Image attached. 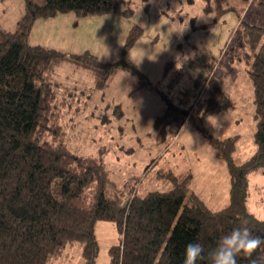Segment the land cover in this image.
I'll list each match as a JSON object with an SVG mask.
<instances>
[{"label": "trees", "instance_id": "trees-1", "mask_svg": "<svg viewBox=\"0 0 264 264\" xmlns=\"http://www.w3.org/2000/svg\"><path fill=\"white\" fill-rule=\"evenodd\" d=\"M121 0H24V13L13 31L0 27V264H53L77 243L78 264H96L95 224L109 220L120 234L109 247L112 264H183L189 243H201L205 259L218 240L247 220L254 236L264 238V219L247 209L249 183L264 178V10L242 19L232 36L231 58L244 60L254 93L255 151L236 164L237 136L209 142L230 175V199L222 209H210L191 190V174L160 173L167 190L126 193L111 179L96 155L71 150L63 124L72 109L69 92L52 80L67 58L52 46L29 41L37 19L73 14L76 18L111 14ZM230 0H206L204 11L222 16ZM264 4L263 0H244ZM126 14L130 11H126ZM142 35L134 26L126 36L121 59L101 64L86 52L72 59L93 68L100 89L119 68L130 67L124 56ZM208 65V71L213 68ZM119 67V68H118ZM208 98L202 117L223 114L228 93L208 76ZM71 100H70V99ZM164 133V132H163ZM264 252V245L254 255ZM237 264H249L239 256Z\"/></svg>", "mask_w": 264, "mask_h": 264}, {"label": "rangeland", "instance_id": "rangeland-1", "mask_svg": "<svg viewBox=\"0 0 264 264\" xmlns=\"http://www.w3.org/2000/svg\"><path fill=\"white\" fill-rule=\"evenodd\" d=\"M257 3L230 0L232 8L219 16L203 10L206 0H121L111 14L37 20L30 43L67 55L52 80L73 99L63 117L71 150L96 155L107 149L110 177L126 193L167 190L170 184L160 173H190L191 190L210 209L226 206L230 175L209 137L237 136L236 164L255 151L253 86L244 60L231 58V41L242 19L264 10ZM24 6V0H0L1 29L13 31ZM134 26L142 35L124 56L130 67H118L97 89L96 70L72 55L88 52L101 64L114 63ZM208 76L228 93L230 106L203 118ZM252 176L247 209L264 219V178ZM95 234L96 264H112L109 247L120 241L115 222L98 220ZM79 255L75 243L53 264H78Z\"/></svg>", "mask_w": 264, "mask_h": 264}, {"label": "clouds", "instance_id": "clouds-1", "mask_svg": "<svg viewBox=\"0 0 264 264\" xmlns=\"http://www.w3.org/2000/svg\"><path fill=\"white\" fill-rule=\"evenodd\" d=\"M264 245V238L254 236L249 222L244 220L241 226L222 236L216 246L207 252L210 264H237V258L243 256L249 264H264V252L256 254ZM205 259V248L201 243H189L184 250L183 264H197Z\"/></svg>", "mask_w": 264, "mask_h": 264}, {"label": "crops", "instance_id": "crops-1", "mask_svg": "<svg viewBox=\"0 0 264 264\" xmlns=\"http://www.w3.org/2000/svg\"><path fill=\"white\" fill-rule=\"evenodd\" d=\"M65 15V14H64ZM58 16H62V15H58ZM58 16H56V17H58ZM56 17H53V18H56ZM37 20H39V19H37ZM37 20L35 21V23L37 22ZM51 20V19H50ZM35 23H34V25H33V28H32V31H31V34H32V32H33V30H34V26H35ZM44 45V44H43ZM45 46H51V45H45ZM53 47V46H52ZM55 48H57V47H55Z\"/></svg>", "mask_w": 264, "mask_h": 264}, {"label": "built area", "instance_id": "built-area-1", "mask_svg": "<svg viewBox=\"0 0 264 264\" xmlns=\"http://www.w3.org/2000/svg\"><path fill=\"white\" fill-rule=\"evenodd\" d=\"M173 138L175 139L176 138V135H174Z\"/></svg>", "mask_w": 264, "mask_h": 264}]
</instances>
